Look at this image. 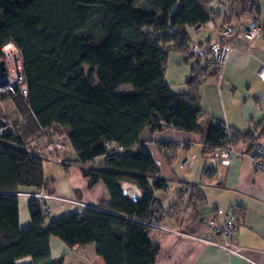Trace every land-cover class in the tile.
<instances>
[{"label":"trees","instance_id":"trees-1","mask_svg":"<svg viewBox=\"0 0 264 264\" xmlns=\"http://www.w3.org/2000/svg\"><path fill=\"white\" fill-rule=\"evenodd\" d=\"M228 2L230 18L258 21L254 0ZM216 18L210 0H0V58L4 44L17 49L25 103L39 129H62L88 187L101 182L110 199L48 224L44 209L29 199L30 225L20 229L17 193L44 185L42 160L17 134L0 135V264L26 257L31 264H62L51 258V237L67 247L94 244L104 264L155 263L159 249L149 224L161 221L156 193L167 192L168 184L145 144L167 128L200 133L207 149L221 144L219 126L198 129L200 59L191 66L187 93H173L164 79L169 52L192 59L186 30ZM125 85L131 91L119 93ZM231 135L233 143L241 138ZM122 182L140 190L136 203L122 196ZM181 185L173 207L204 205L199 189Z\"/></svg>","mask_w":264,"mask_h":264},{"label":"crops","instance_id":"crops-1","mask_svg":"<svg viewBox=\"0 0 264 264\" xmlns=\"http://www.w3.org/2000/svg\"><path fill=\"white\" fill-rule=\"evenodd\" d=\"M214 3L215 0H210V9L219 14V18L213 21L215 26H222L223 23L229 21V24L234 27L235 35L229 42L230 51L223 67V79L220 85L199 83V86L214 88L221 92L225 83L230 84L234 78L243 77L250 69L254 72L264 62V37L249 46L242 34L245 26L253 24L251 18L246 15L238 19L230 18L228 0H218V4ZM254 5L258 8V21L255 23L264 26V0H254ZM189 30L194 32L188 33L187 29L188 38L192 43L200 46L214 40L217 34L216 30L207 28ZM181 58L186 64L189 62L183 55ZM11 61L14 66H21L17 51L12 55ZM164 79L173 93L185 94L181 92H184L186 88L184 91L173 89L166 77V72H164ZM18 98L21 97L17 94L1 98L0 116L5 119L6 125L11 127V132L20 136L27 149L43 153L44 144L40 137L38 124L25 100L21 98L24 102L21 104ZM263 105L259 102L256 105L249 103L246 109L245 102L240 103L238 105L240 112L237 117L228 116L226 108L223 107L222 121L204 116L201 108V113L198 116V129L205 131L212 122H222L237 136L241 137L234 143L235 149L238 152L246 151L251 143L259 139L264 133ZM253 116L258 122L256 125L251 123ZM246 125L247 129H244ZM247 134L249 137H244ZM152 141L146 143L145 146L154 159L161 177L168 184V190L164 193L165 196L156 193L158 204L154 208L155 217L156 219L161 218L157 225L170 230L169 232L152 229L150 239L159 249L153 264H264V221L257 220L258 210L264 208V175L254 173L249 160L244 156L236 155L228 165L221 164L219 157L211 154L204 146L200 133H187L167 128L155 133ZM181 142L186 144L185 150L181 151L177 148L175 153L168 155L165 153L166 149L160 150L158 148V145L162 143L177 146ZM191 145L198 147V154L203 159V165L200 169V163L195 173L189 171L184 177H177L176 164L179 166L186 165L189 159L197 160L196 153L187 157L186 150ZM75 159V153L71 149L63 155V160L67 163L66 166L49 160L42 161L43 186L57 196L76 199L91 206L99 207L102 204H109V195L104 185L98 182L89 188L88 180L82 176ZM182 183L194 185L199 189L205 197L204 205L173 207L175 193ZM31 190L24 189L23 191L30 192ZM28 202V198L18 197L20 229L30 225ZM216 209L229 210L235 213L237 224L230 240L242 248L243 257L225 252L221 248L199 239L176 234V232H185L194 237L223 244L226 241L223 236L216 235L193 223L198 216H208ZM76 212H78L77 208L51 200L47 202L45 223L48 224L50 221ZM221 219L220 221H222ZM49 248L51 258H61L62 264H104L103 259L96 254L94 244L67 247L59 239L51 237ZM16 264H31V259L29 257L19 259Z\"/></svg>","mask_w":264,"mask_h":264},{"label":"built area","instance_id":"built-area-1","mask_svg":"<svg viewBox=\"0 0 264 264\" xmlns=\"http://www.w3.org/2000/svg\"><path fill=\"white\" fill-rule=\"evenodd\" d=\"M198 29L207 28L210 30H216V38L210 41L208 44L200 46L199 44L193 43L189 48V54L192 56L190 60L191 66L197 65V59L201 61L200 71V84H216L220 85L223 79V67L226 63L229 55L230 46L229 42L235 35V30L232 25L215 26L213 21H208L206 24L197 27ZM243 38L248 42L249 46L264 37V26L253 23L250 26H245L243 29ZM17 51L15 47L10 43H6L1 48L0 60L4 63V70H0V99L8 96L12 92H16L22 99L27 98V84L25 77L22 72L21 66H14L12 64V55ZM18 52V51H17ZM258 77L264 81V62H262L257 71ZM214 126H219L223 133V138L220 145L209 148L208 151L211 154L217 155L220 159L221 164L228 165L234 156L246 157L251 165L254 173L264 175V134L253 143H251L248 150L238 152L235 149L231 131L227 125L218 121L212 122ZM40 137L44 144V152H36V150H26L40 158L42 161L49 160L57 164L63 165V155L71 150L66 133L56 127L50 126L43 130H40ZM178 150H185L186 144L179 143L176 146ZM121 153V151H119ZM167 155L171 152L166 150ZM179 189H184V186L180 185ZM120 191L130 203H136L141 198L140 190L130 182H122L120 184ZM18 196L26 197L28 199H34L47 213V202L54 200L62 203H66L69 206L77 208L78 212H82L87 208L99 209V207L88 205L82 201L62 198L47 190L42 186L39 190L34 192H20ZM222 218V219H221ZM220 219L222 221H220ZM195 225L202 226L207 230L213 232L216 235L223 236L226 241L223 244H219L214 241L206 240L204 238L194 237L185 232H176L180 236L192 237L199 239L211 245L217 246L225 252L242 256V248L231 242L230 238L236 228L237 218L233 211H224L216 209L211 212L208 216H198L194 219ZM152 228L159 229L162 231H169L168 228L157 224H149ZM172 232V231H171Z\"/></svg>","mask_w":264,"mask_h":264},{"label":"rangeland","instance_id":"rangeland-1","mask_svg":"<svg viewBox=\"0 0 264 264\" xmlns=\"http://www.w3.org/2000/svg\"><path fill=\"white\" fill-rule=\"evenodd\" d=\"M215 3L218 4V0H215ZM192 32L194 31L188 29V33ZM180 57L181 54L178 52H169L165 64V72L168 81H170L175 91H184V88H186V90L181 93H187L186 82L190 77L191 62H188L186 64L182 58L180 59ZM258 69L259 67L254 72L250 69L246 72L243 77L239 76L234 78L230 84L225 83L221 92H218L217 89L214 88L199 86V105L202 108L203 115L209 118H214L222 121L223 107L226 108L228 116L237 117L238 113L240 112L238 108V105L240 103L245 102L246 109L248 108L249 103L256 105L259 102L261 104H264V81H262L258 77ZM95 85H97V79L95 80ZM130 91V85H125L118 89L119 93H128ZM18 100L21 104L24 103L21 98H18ZM255 119L256 117L253 116L251 120V123H253V125H256L258 123ZM247 123L249 124L248 121ZM247 125L244 129H247ZM186 152L187 157H190L192 154L196 153L197 160L193 161L189 159L186 165L183 164L179 166L176 164L175 167L177 168V177H184V175L189 171L195 173V171L199 167V164L201 163L200 169L203 165V159L200 158V154H198L197 146L191 145L189 148H187ZM158 194L165 196L164 193ZM257 214V220L264 221V208H260Z\"/></svg>","mask_w":264,"mask_h":264},{"label":"water","instance_id":"water-1","mask_svg":"<svg viewBox=\"0 0 264 264\" xmlns=\"http://www.w3.org/2000/svg\"><path fill=\"white\" fill-rule=\"evenodd\" d=\"M4 63L3 61H0V70H4ZM11 132V127L6 125V121L4 118L0 116V134H5V133H10Z\"/></svg>","mask_w":264,"mask_h":264}]
</instances>
